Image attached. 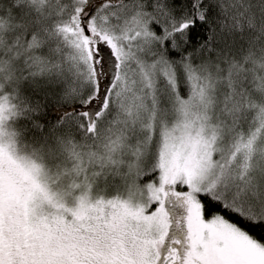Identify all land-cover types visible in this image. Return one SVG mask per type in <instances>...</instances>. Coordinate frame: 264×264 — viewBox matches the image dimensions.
Returning <instances> with one entry per match:
<instances>
[{"label": "snow or ice", "instance_id": "6c2138e0", "mask_svg": "<svg viewBox=\"0 0 264 264\" xmlns=\"http://www.w3.org/2000/svg\"><path fill=\"white\" fill-rule=\"evenodd\" d=\"M0 264H264V0H0Z\"/></svg>", "mask_w": 264, "mask_h": 264}]
</instances>
